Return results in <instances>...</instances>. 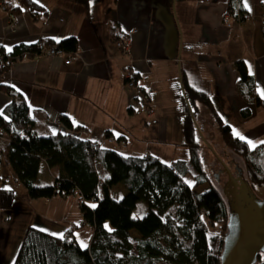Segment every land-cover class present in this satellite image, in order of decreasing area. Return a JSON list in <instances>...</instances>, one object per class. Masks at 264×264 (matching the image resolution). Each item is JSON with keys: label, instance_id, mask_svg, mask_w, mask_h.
<instances>
[{"label": "crops", "instance_id": "0c3cea01", "mask_svg": "<svg viewBox=\"0 0 264 264\" xmlns=\"http://www.w3.org/2000/svg\"><path fill=\"white\" fill-rule=\"evenodd\" d=\"M32 1L46 10L37 20H32L21 6L16 10L14 25H8L0 11V49L12 52L19 46L39 47L41 43L56 46L58 40L69 36L77 42L75 51L69 53L22 51L0 73V84L9 86L26 101L32 127L38 134L71 131L79 138L118 151L121 148L105 141V132L114 138L119 136L127 146L129 134L134 140L129 150L138 152L134 155L150 154L139 150L151 146L143 143L173 144L167 131L170 117L176 112L172 89L180 67L188 84L208 93L234 134L238 132L237 136L248 144L264 134L258 122L251 123L264 107L247 102L236 89L237 80L251 77L255 93L264 100V0H237L244 18L229 26L223 22L227 0H92L86 7L74 0ZM114 26L128 33L127 55L121 54L110 38ZM127 66L133 70L137 86L125 84L123 69ZM259 82H263L261 89ZM143 92L151 93L149 101L142 98ZM10 99L0 89V114ZM197 108V112H209L201 103ZM245 108L249 113L243 116ZM62 114L77 128L68 130L53 121ZM46 117L50 118L48 122ZM156 127L160 136L145 133L150 128L154 132ZM179 132L182 136L181 125ZM3 136L0 153L4 155ZM58 174L57 167L41 162L40 183H52ZM105 176L102 170L101 178ZM112 190L123 194L125 188L115 184L108 192ZM55 197L44 198V202L51 203ZM32 201L36 200H28ZM11 205L0 208V229H9L7 239L20 240L27 224L22 223L13 233L16 217L10 212ZM54 208L61 211L58 204ZM68 218L82 222L80 212ZM68 224L76 223L65 222ZM0 258V264H9L13 254L7 251Z\"/></svg>", "mask_w": 264, "mask_h": 264}, {"label": "trees", "instance_id": "16d2710c", "mask_svg": "<svg viewBox=\"0 0 264 264\" xmlns=\"http://www.w3.org/2000/svg\"><path fill=\"white\" fill-rule=\"evenodd\" d=\"M74 1L86 7L92 0ZM21 6L32 20L46 13L32 0H21ZM226 12L232 17L238 13L240 19L244 18V10L239 2L235 6V0H227ZM56 46L63 52H74L76 38L60 39ZM22 51L34 53L39 48L36 44L19 46L10 55L14 58ZM4 69L0 66V73ZM0 89L11 97L0 114V137L6 138L3 153L14 181L24 186L29 198L77 193L81 199L78 203L80 225L91 229L88 245L81 246L73 236L74 229L67 228L59 236L28 225L12 264H219L229 215L224 190L227 182L217 187L206 171L202 138L195 124L198 103L209 110L224 144L242 159L246 174L242 179L252 190L264 186V141L250 146L235 135L217 113L208 93L188 84L182 67L172 97L187 155L170 162L152 154H123L79 138L71 131L38 134L32 127L24 98L7 85L0 84ZM236 89L247 102L264 107L251 77L237 80ZM248 113L247 108L241 111L243 116ZM59 120L68 130L77 128L64 114ZM109 135L105 132V137ZM42 161L48 167L59 169L52 183L39 182ZM96 163L107 171L102 180ZM220 165L219 170L225 171ZM188 174L190 183L184 180ZM206 182V187L197 190ZM115 184L125 188L120 198H113L108 192ZM13 199L11 188L0 187V208H8ZM139 201L146 206V212L134 217ZM170 207L173 214L168 211ZM131 235L136 236L135 244L130 240ZM254 264H264V253L257 255Z\"/></svg>", "mask_w": 264, "mask_h": 264}, {"label": "rangeland", "instance_id": "374dc122", "mask_svg": "<svg viewBox=\"0 0 264 264\" xmlns=\"http://www.w3.org/2000/svg\"><path fill=\"white\" fill-rule=\"evenodd\" d=\"M242 19L243 18L241 19L239 18L238 22H240ZM259 84L261 89L263 82H259ZM259 93L261 92L259 91ZM208 113L209 112L206 113L197 112L195 124L197 125L198 133L202 138L201 144H202V152L204 156L203 161L206 167V171L209 174L208 176L210 178V181L213 184H216V186L220 188L223 186L224 181H226V177H228L226 171L219 170V168H221L220 164L224 163L226 167L230 170V173H232V175L234 173H237L238 170H240L241 168L242 171H240L239 175L236 174V176L242 178L246 174L243 171L244 169L242 166L243 165L242 159L238 158L239 156H235L232 153L231 149L224 144L216 123L213 121V119ZM176 118L178 124L177 127L175 125ZM226 118L230 121V123L232 124L235 123L231 116L226 114ZM255 121L258 122L264 130L263 108L260 109V112L258 113L257 117H255L253 119V122L251 123H254ZM179 129H180V119L178 114L174 112V116L170 117V122L167 131V138L171 139V141H173L174 143L173 144L165 143V142L143 143L144 145L151 144V146L141 147L139 150L141 152L147 150L148 153L158 157L159 159L165 162L169 161L173 157H183L184 155H187V148L184 145H181L182 136L180 135L181 133L179 132ZM158 131L160 130L156 127L154 129V132L150 128L145 133L147 135L154 134L160 136V133ZM38 132L42 133L40 131ZM128 135L129 134H126L128 138V146L125 143V147L121 148L120 151H122V153H131L133 155L137 154L138 152L129 150L131 149L130 144L133 143L134 140ZM3 139L6 140L4 136ZM262 141H264V134H262L259 138H257L255 142L252 141L249 142V145L253 146ZM96 167L100 176V180H102L101 178L102 170L106 175H107V171H105L99 163H96ZM213 174H215L217 178L214 177L215 175ZM0 176H1L0 187L11 188L14 191V199L11 205L12 209L10 208L11 214H13L16 217L13 225L14 234L16 233L18 226L22 225V223H26L27 225L25 226V228L28 225H32L41 228L47 232H50L51 234L60 236L69 226V224L66 226L65 222L76 223L77 224L76 227L78 228L73 230L74 238L78 241V243L81 246L87 244V240L91 235V229H87L86 225H80L79 223L81 221L79 222L77 220H72L68 218V215L74 212L77 213L80 212L78 208L79 195L77 193L68 195V197L65 198L56 196L54 199H52L51 203L44 202V198L41 199L29 198L26 194V190L24 186L14 181L11 168L9 167V165L6 164L5 157L2 153H0ZM184 180L190 183L191 176L189 174L186 175V177H184ZM207 185L208 183L206 182L200 185L199 187H197V190H201ZM253 192L256 196L261 198L264 193V186L255 187ZM110 195L113 198H120L122 194H120V192L115 193V191L112 190L110 191ZM28 200H36V201H32L31 203H29ZM57 204L61 207V211L55 210L54 206ZM88 204L93 205L92 202H88ZM4 211L8 212L6 210ZM168 211L171 214H173L174 212L173 207H170ZM145 212H146V206L143 204V202L142 201L137 202L136 208L133 211V216L141 217L142 214ZM8 230L0 229V257H2L5 254V252L8 251L9 255L13 254V260L9 262V264H12L17 249L20 245L21 239L20 240L7 239ZM134 238H135L134 236L132 235L130 236L131 242L133 244H135Z\"/></svg>", "mask_w": 264, "mask_h": 264}, {"label": "water", "instance_id": "95a60500", "mask_svg": "<svg viewBox=\"0 0 264 264\" xmlns=\"http://www.w3.org/2000/svg\"><path fill=\"white\" fill-rule=\"evenodd\" d=\"M222 165L235 192L230 195L232 202L227 197L229 215L219 264H254L257 255L264 253V193L259 198L247 182L234 178Z\"/></svg>", "mask_w": 264, "mask_h": 264}, {"label": "built area", "instance_id": "2783aa9c", "mask_svg": "<svg viewBox=\"0 0 264 264\" xmlns=\"http://www.w3.org/2000/svg\"><path fill=\"white\" fill-rule=\"evenodd\" d=\"M238 3L237 0H235V6ZM21 7V0H0V11L5 15L6 22L8 25H14L16 21V10ZM236 17H232L229 13L225 12L223 15V21L224 23L229 26L233 23V21H237L239 19L238 13L236 14ZM262 32L264 33V22L262 24ZM110 38L112 42L114 43L115 47L119 50L121 54L127 55L130 51V45H129V37L128 33L124 32L120 29L118 26H114L112 30L110 31ZM39 51L42 53L48 54V55H54V54H62L64 53L63 50L58 48L57 46H48L45 43H41L38 47ZM12 52H7L4 50H0V66L1 67H7L11 64L12 60L16 59L18 55H15L14 58L11 57ZM123 77L125 79V84L129 87H134L136 85V78L134 75L133 70L128 67H124L123 69ZM142 98L145 101H149L151 98L150 92H143ZM50 118H45V121L48 122ZM53 121L57 124H61L59 118L53 119ZM105 141L110 144H114L118 146V148H123L125 146V142L122 139H116L113 136H107L105 138ZM81 201L80 197L78 198V202ZM77 224L69 225L71 229L76 228Z\"/></svg>", "mask_w": 264, "mask_h": 264}, {"label": "flooded vegetation", "instance_id": "af4514ba", "mask_svg": "<svg viewBox=\"0 0 264 264\" xmlns=\"http://www.w3.org/2000/svg\"><path fill=\"white\" fill-rule=\"evenodd\" d=\"M239 173H240V171L238 170V172L237 173H234L232 176H234V178H237L238 176H236V174H238L239 175ZM241 178V177H240ZM242 179V178H241ZM226 182H227V184H224L225 185V193H226V196L229 198V200H230V195L232 194V193H234L235 191H234V189L232 188V185H231V183L230 182H228V178L226 177ZM226 182H224V183H226ZM242 185V184H241ZM238 188H239V185H238ZM233 201V197H232V199L230 200V202H232Z\"/></svg>", "mask_w": 264, "mask_h": 264}, {"label": "snow or ice", "instance_id": "6c2138e0", "mask_svg": "<svg viewBox=\"0 0 264 264\" xmlns=\"http://www.w3.org/2000/svg\"><path fill=\"white\" fill-rule=\"evenodd\" d=\"M245 7H247V3H245ZM9 51H11V49H9ZM235 131V130H234ZM236 135H239V133H235ZM241 139H243V137L241 136ZM93 207H95V205H93Z\"/></svg>", "mask_w": 264, "mask_h": 264}, {"label": "bare ground", "instance_id": "6f19581e", "mask_svg": "<svg viewBox=\"0 0 264 264\" xmlns=\"http://www.w3.org/2000/svg\"><path fill=\"white\" fill-rule=\"evenodd\" d=\"M234 177V176H233Z\"/></svg>", "mask_w": 264, "mask_h": 264}]
</instances>
